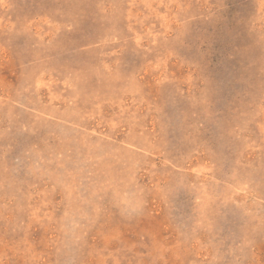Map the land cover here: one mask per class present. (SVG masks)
Segmentation results:
<instances>
[{"label":"rangeland","instance_id":"1","mask_svg":"<svg viewBox=\"0 0 264 264\" xmlns=\"http://www.w3.org/2000/svg\"><path fill=\"white\" fill-rule=\"evenodd\" d=\"M0 264H264V0H0Z\"/></svg>","mask_w":264,"mask_h":264}]
</instances>
